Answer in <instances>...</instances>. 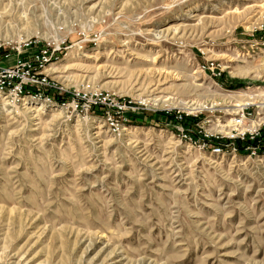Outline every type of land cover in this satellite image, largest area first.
I'll return each instance as SVG.
<instances>
[{
    "label": "rangeland",
    "instance_id": "rangeland-1",
    "mask_svg": "<svg viewBox=\"0 0 264 264\" xmlns=\"http://www.w3.org/2000/svg\"><path fill=\"white\" fill-rule=\"evenodd\" d=\"M263 28L264 0H0V76L48 47L70 96L0 91V264H264V152L202 139L264 121Z\"/></svg>",
    "mask_w": 264,
    "mask_h": 264
},
{
    "label": "built area",
    "instance_id": "built-area-1",
    "mask_svg": "<svg viewBox=\"0 0 264 264\" xmlns=\"http://www.w3.org/2000/svg\"><path fill=\"white\" fill-rule=\"evenodd\" d=\"M51 56L52 52H50V49L48 47L43 49L42 47L40 50H38V52H36V54L32 56L30 60H18L16 68H7L3 70V74L0 76V91H7L13 102H18L21 100L25 93L35 94L39 90H41V93H44L43 95L49 99L50 97L45 93V91L46 89H55V87L47 82L45 77H40V75L42 69L48 63ZM93 102L96 103V101ZM100 102L105 103L104 100H101ZM247 115H249V113L246 112L244 108H242L240 113L237 114L235 118H233V128L227 133L226 138L231 140L235 138L243 139L245 136L249 137L250 139L256 138V145L247 147L249 150V155L255 156L256 154L260 153L259 145H264V121L257 127H253L251 130H239L238 128L243 125V119ZM183 131L184 130L182 128V136L191 139V136H188V134ZM225 144L227 143L214 145L212 148L213 152H221L222 145ZM231 145L236 151L235 146L233 144Z\"/></svg>",
    "mask_w": 264,
    "mask_h": 264
},
{
    "label": "trees",
    "instance_id": "trees-1",
    "mask_svg": "<svg viewBox=\"0 0 264 264\" xmlns=\"http://www.w3.org/2000/svg\"><path fill=\"white\" fill-rule=\"evenodd\" d=\"M264 31V28H263ZM3 52V51H1ZM5 54V53H4ZM218 81H221L222 84H224L225 86L227 85L229 88H236L239 85H234V84H228V82H224L222 79V75L220 74V77L217 78ZM45 93L54 101H56L57 103H64L68 100V98L70 97L69 94H67L66 92H63L61 90H57V89H46ZM98 106V108H102L104 107L103 104H97L94 105L93 107ZM160 113L165 116L167 121H170L171 123H177L180 125H182L183 130L188 134L191 135V138H196V137H200L198 135L197 130H195L194 126L196 125V123H198V119L197 116H188L185 115L184 113L180 114V119L177 120L175 118V111H160ZM127 121L129 122H137L138 119L142 122H150L151 120L156 121L155 117H153V113L150 111H146L143 110L142 112H132L131 110H128L126 112V118ZM202 139L212 145H219L221 143H227V144H233L236 148V151L238 153H247L248 146H255L257 139H250L249 137L245 136L243 139L240 138H235V139H227L226 137H203ZM264 151V145H259V152H263Z\"/></svg>",
    "mask_w": 264,
    "mask_h": 264
}]
</instances>
